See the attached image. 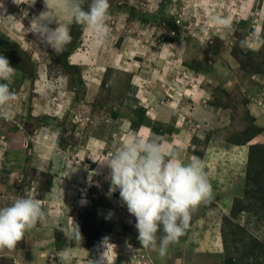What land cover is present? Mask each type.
Instances as JSON below:
<instances>
[{
	"label": "rangeland",
	"instance_id": "1",
	"mask_svg": "<svg viewBox=\"0 0 264 264\" xmlns=\"http://www.w3.org/2000/svg\"><path fill=\"white\" fill-rule=\"evenodd\" d=\"M27 2L0 0V55L16 69L8 82L16 99L0 108V207L31 196L47 219L25 233L11 258L0 250V264H58L64 250L70 264H89L106 250L105 237L115 245L108 264H264V101H258L264 99V0H109L104 40L49 0L71 36L59 54L27 31L37 29L44 0ZM213 17L231 18L232 29ZM198 87L224 120L217 129L201 127L202 139L192 138L193 156L205 158L213 195L227 185L226 193L200 207L162 257L142 248L136 219L119 194L116 217L101 212L109 202L79 196L90 190L77 164L82 145L104 133L114 116L132 115L134 130L146 124L170 134L171 115L166 127L151 126L142 106L179 113L187 90ZM73 222L81 243L68 238ZM211 244L221 247V257L198 251L209 252Z\"/></svg>",
	"mask_w": 264,
	"mask_h": 264
},
{
	"label": "clouds",
	"instance_id": "2",
	"mask_svg": "<svg viewBox=\"0 0 264 264\" xmlns=\"http://www.w3.org/2000/svg\"><path fill=\"white\" fill-rule=\"evenodd\" d=\"M35 2L28 0L27 3L34 5ZM56 3L66 7L73 21L93 32L99 40L109 35V0H90L87 9L83 7L84 0H56ZM44 4L47 10L35 17L39 21L37 29L33 30L31 25L27 31L34 32L42 43L59 54L71 40L69 29L60 23L49 7V0H44ZM5 18L14 20L15 17ZM213 22L228 31L233 26L231 18L227 17H213ZM52 23L57 27L51 28ZM241 45L244 46L245 41H241ZM15 70L10 61L0 55V108L9 106L16 99L8 83ZM101 164L110 169L109 195L119 190L120 199L136 219L137 238L142 248L156 251L162 257L167 254L169 245L184 235L192 215L214 199L203 161L193 156L185 162L179 152H165L156 139L134 137ZM46 219L41 201L31 196H18L9 205L0 207V250H14L26 232ZM73 224L74 231L68 238L81 243L83 237L79 226ZM158 233H162L159 243ZM102 243L106 250L99 260L89 259V264H108L106 253L109 246L115 248V245L109 243L107 237ZM57 258L58 264H70L66 250Z\"/></svg>",
	"mask_w": 264,
	"mask_h": 264
},
{
	"label": "crops",
	"instance_id": "3",
	"mask_svg": "<svg viewBox=\"0 0 264 264\" xmlns=\"http://www.w3.org/2000/svg\"><path fill=\"white\" fill-rule=\"evenodd\" d=\"M53 3L54 2H52V4ZM187 91H189L190 94H185V106L181 109V112L179 113L177 112L179 111L177 110V108L174 112H171L170 114L169 112H167L166 109H164V107H161L159 105L152 107L148 105L142 106L145 110V116L148 122L159 123L160 126L163 127H166L164 125L167 124L169 115H171L172 123L171 125H169L171 129L170 134L161 135V132L157 133L152 131L149 125L146 124H142L134 130L131 128L132 115H123L122 117L114 116L113 118H110V120L106 119L107 123L111 122L113 124L103 130L104 133L96 129L98 130L96 131V136H90L86 144L82 145V148L86 147V150L80 151L81 154L77 165H80V169L82 171L83 177L81 178V181L83 182L84 186L88 187L90 192L86 193V189L83 188L84 191L82 189L79 196L82 199H88V201L91 197L96 196L98 198L103 199L105 202H109L106 204L107 208L100 207L101 212H106L107 214L109 213V215L113 217L119 216L122 213L120 212V209H117V204L114 201L116 195L119 194V190L109 195L110 169L107 167L106 164L101 163L109 159L119 146L129 142L134 137L156 139L159 141V143L162 144L165 152H179L180 155L185 159V162H187V160L193 157L194 151L196 149V144L192 142V138L196 137V139L201 140L202 128L206 130H213L214 128L217 129L218 125H220L224 120V114L222 111H219V109H215L208 102L206 95H203L202 90L199 89V87L198 89L193 90L189 88ZM160 131L164 130L161 129ZM209 146L211 147V145ZM203 159V164L205 168V158ZM74 166L78 168L76 164ZM233 175L234 174H232V176ZM236 179H238L237 176ZM226 186H223L220 190L214 192V194L218 193L214 195V199L218 200V198H216L218 195H220L221 193H226ZM58 188L59 187H57V189ZM223 188L225 189L223 190ZM92 193L95 196H93ZM225 203L226 200L220 202L222 207H225ZM119 204L121 206V202ZM212 234L215 235L214 232H212ZM212 238L213 236L211 237V239ZM204 243H206V241L200 242V244L202 245ZM208 249L209 252L206 250L198 251H200L201 254H207L210 257H221V247H219L218 244H211ZM17 253L18 251L16 250L6 249L4 251L3 257L11 258L12 255L14 256ZM196 255L193 254V256Z\"/></svg>",
	"mask_w": 264,
	"mask_h": 264
},
{
	"label": "trees",
	"instance_id": "4",
	"mask_svg": "<svg viewBox=\"0 0 264 264\" xmlns=\"http://www.w3.org/2000/svg\"><path fill=\"white\" fill-rule=\"evenodd\" d=\"M175 28V25L174 24H171V29L173 30ZM8 42H9V45L10 46H13L12 45V43L9 41V40H7ZM64 64V66L65 67H72V68H74V66H72V65H69L68 63H67V61L65 60V62L64 63H62V65ZM68 69H70V68H68ZM150 124H151V126L152 125H154V123H152V122H150ZM140 125H142V124H139L138 126H136V128L135 129H137ZM155 126V125H154ZM153 126V127H154ZM151 128V127H150ZM152 129V128H151ZM152 131H153V129H152ZM155 132V131H154Z\"/></svg>",
	"mask_w": 264,
	"mask_h": 264
},
{
	"label": "built area",
	"instance_id": "5",
	"mask_svg": "<svg viewBox=\"0 0 264 264\" xmlns=\"http://www.w3.org/2000/svg\"><path fill=\"white\" fill-rule=\"evenodd\" d=\"M258 101H259V102H262V101H264V99H261V98H260ZM260 104H261V103H260ZM261 106L264 107V104H261Z\"/></svg>",
	"mask_w": 264,
	"mask_h": 264
}]
</instances>
